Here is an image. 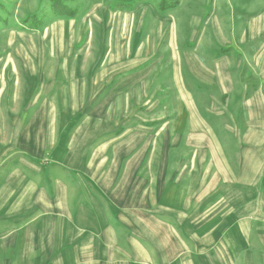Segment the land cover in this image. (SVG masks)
I'll return each instance as SVG.
<instances>
[{
	"label": "rangeland",
	"instance_id": "374dc122",
	"mask_svg": "<svg viewBox=\"0 0 264 264\" xmlns=\"http://www.w3.org/2000/svg\"><path fill=\"white\" fill-rule=\"evenodd\" d=\"M0 264H264V0H0Z\"/></svg>",
	"mask_w": 264,
	"mask_h": 264
}]
</instances>
